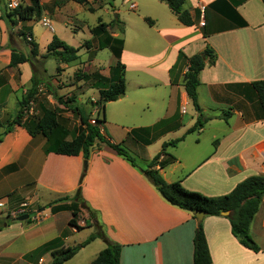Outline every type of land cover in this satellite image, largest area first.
I'll return each instance as SVG.
<instances>
[{"label": "crops", "instance_id": "crops-1", "mask_svg": "<svg viewBox=\"0 0 264 264\" xmlns=\"http://www.w3.org/2000/svg\"><path fill=\"white\" fill-rule=\"evenodd\" d=\"M16 1L32 4V0ZM8 2L0 0V116L11 114L9 107L17 113L19 100L36 70L28 61L9 66L12 49L29 53L30 45L21 31H31L26 38L37 44L34 59L38 61L53 35L65 41L54 25L61 20L71 24V7L76 3L38 0L40 19L48 17L53 26V31L46 28L51 33L45 36L34 30L33 21L40 19L9 21ZM146 3L149 9L137 18L114 14L124 29L117 36L123 39L120 61L125 93L105 102L107 132L100 129L105 138L122 144L135 164L99 141L89 148L86 158L81 152H45L43 136H32L20 125L3 134L6 126H0V200L6 208H19L23 198L30 202L32 194L44 205L32 213L30 222L11 219L4 224L0 229V257L15 258L12 263L23 260L22 264H33L24 257L35 254V264H47L52 249L84 242L95 231V221L108 240L120 245L119 264H192L196 220L188 211L166 202L140 170L149 166L164 142L170 141L168 136L172 140L183 137L165 148L174 161L160 168V156L153 167L166 182L179 180L188 190L219 196L245 178L263 174L264 118L251 86V82L264 80L262 0H241L238 4L234 0H185L192 26L182 25L166 3ZM164 4L169 12L161 6ZM206 44L213 49L215 60L206 61L198 74L197 111L184 90L187 65L178 60V54L189 57ZM192 107L195 111H190ZM225 112H229L226 119L221 117ZM198 118L208 119L186 133ZM78 187L94 220L79 208L76 223L80 228L76 229L68 224L72 217L69 210L51 209L71 205ZM65 196L69 198L60 200ZM5 211L13 216L16 209ZM202 227L212 264H264V196L249 226L259 251L239 242L226 215L206 216ZM54 240L50 249L40 252ZM104 247L101 238H94L62 264H89Z\"/></svg>", "mask_w": 264, "mask_h": 264}, {"label": "trees", "instance_id": "trees-1", "mask_svg": "<svg viewBox=\"0 0 264 264\" xmlns=\"http://www.w3.org/2000/svg\"><path fill=\"white\" fill-rule=\"evenodd\" d=\"M79 4H87L89 0H72ZM110 2V0H106ZM167 4L171 12L176 16L177 20L185 26H192L193 20L187 9L184 8L185 0H160ZM241 0H234L238 4ZM264 3V0H262ZM93 10L92 8H89ZM42 6L38 4V0H32V4H24L19 2L13 9H7L6 18L12 23L18 21L38 20L40 19ZM149 21L148 18H146ZM116 27L117 33H123L122 22L118 16H115L110 23H105L98 20V24L94 26L90 32L93 36L99 39L98 49L108 48L114 58L115 63L110 67L109 76L105 77L94 72L95 85L98 88L99 98L97 100L98 110L101 112V118L96 120L95 124H91L86 117L81 116L82 128L77 134L69 139L57 135L55 133L57 127V117L55 113L39 104V111L36 115L26 116L23 119V112L27 108L30 100L37 93L40 80L36 77L35 72L31 77V85L28 92L19 100V109L13 119L7 122L3 131L7 133L14 125L24 127L32 136L41 135L45 138L46 144L45 152H54L65 155H77L80 152L86 158L89 153V148L95 141L102 142L115 150L119 155H122L132 164L133 158L127 150L120 143L111 142L100 132L99 124L105 122L104 106L105 102L114 101L122 97L125 93V78L124 65L120 61V54L123 48V39L120 36H114L109 31ZM109 27V29H108ZM22 37L30 45L29 53H23L16 49L11 50L9 66H16L23 62H32L34 68L37 70V61L34 59L38 54L37 44L27 36L31 35V31L26 28L21 31ZM85 45L89 46L86 41ZM79 46L74 47L58 38L56 35L46 46V52L42 58H53L61 63H72L79 58ZM178 60L186 62V71L183 75V87L187 97L192 102L195 108H198L196 88L199 84L198 74L204 67L206 61L213 63L215 60V53L213 49L206 44L201 52L195 53L189 57L182 52L178 54ZM83 76L87 77V74ZM252 88L255 90L260 108L264 118V80H257L251 82ZM226 113V114H225ZM222 114V118L226 119L229 112ZM208 118H198L186 133L192 132L203 125ZM3 123L0 121V126ZM132 134H136L132 130ZM183 137V136H182ZM182 137L164 142L162 149L152 158L147 168H141L144 177L156 188L163 199L169 204L188 211L192 219L196 220L195 231L193 235V262L192 264H212L210 253L207 247L202 220L206 216H220L222 212L227 211L226 217L230 222L232 234L239 240V242L246 248L255 252L260 250V245L249 233V226L252 222L253 216L258 210L259 204L264 196V175H252L240 181L227 194L219 196H207L198 191L188 190L184 188L179 180L166 182L159 171L153 167L156 165L160 156L162 159L158 162L160 168L165 167L168 163L174 161V156L165 152L167 146L175 145ZM68 196L60 198V200L68 199ZM71 205H57L52 207V211H59L67 209L71 212L72 217L68 224L76 229L80 226L76 223V216L79 208H84L89 218L94 220L93 211L85 204L80 194V187H78L73 195ZM204 212L202 219L197 220L194 211ZM30 222V216L26 220ZM95 231L82 243L73 246L55 248L51 250V261L47 264H62L70 259L74 254L86 243L94 238H101L105 247L100 250L95 258L89 264H119L120 245L116 242L110 241L105 236L101 226L93 221ZM56 241L49 242L44 245L40 252L50 249Z\"/></svg>", "mask_w": 264, "mask_h": 264}, {"label": "rangeland", "instance_id": "rangeland-1", "mask_svg": "<svg viewBox=\"0 0 264 264\" xmlns=\"http://www.w3.org/2000/svg\"><path fill=\"white\" fill-rule=\"evenodd\" d=\"M89 1L85 5L79 3L72 4L73 22L71 24H67L61 20L58 24L54 25V29H57L59 35L65 39L66 43L74 47L79 46V58L72 63H61L51 57L46 59L40 58L37 61L38 69L35 70V75L41 82L37 88V93L30 100L27 108L23 112V119H25L26 116L36 115L38 113L39 104L52 110L57 117L55 133L67 139L84 128L81 116L86 117L91 124H95L96 120L101 118V112L98 110L96 103L99 98V92L95 85L93 74L97 72L102 76L108 77L110 67L115 63V58L108 48L98 49L99 39L95 36L93 37L90 30L98 24L99 19L106 23L111 21L115 17V13H119L120 18H127L129 16L136 17L145 8L149 9V4L146 3V0H130L128 2L125 0H110V2L106 0ZM131 2L136 3L137 7L135 9L129 8ZM185 5L187 6V1ZM161 6H165L166 11L169 12L165 4ZM33 25L34 30L39 34L46 36L51 33L39 21H33ZM116 29L114 27V29H110L109 31L112 35L117 36ZM86 41L89 42V46L85 45ZM84 74H87V77L83 76ZM128 74L130 76V71ZM29 87L23 96L28 92ZM30 107H32V111H30ZM227 110L225 109V111ZM9 111L11 114L4 113L0 116V121L3 123V126H6L7 122L11 121L16 115V111L12 107H9ZM190 111H195L194 107ZM200 113L204 114L205 112ZM188 115L183 116V120H186ZM98 126L107 132L105 130L107 128L106 124L101 123ZM117 130L120 133L123 132L122 129ZM168 139L172 140V137L168 136ZM152 149H154V146ZM139 164L144 163L140 161ZM29 198L30 202L29 199L23 198V200L29 203L25 211L30 213V220H32V213H35L39 207L41 208L44 205L40 200L37 202L32 194ZM5 209L10 212L15 209L17 210L18 207H4L0 209V229L6 222L16 218L8 215ZM7 238L10 239L11 236ZM35 257V254H30L24 258L26 261H32L35 264ZM14 259L0 257V264H22L23 262V260H19L16 263H12L11 260L13 261Z\"/></svg>", "mask_w": 264, "mask_h": 264}, {"label": "built area", "instance_id": "built-area-1", "mask_svg": "<svg viewBox=\"0 0 264 264\" xmlns=\"http://www.w3.org/2000/svg\"><path fill=\"white\" fill-rule=\"evenodd\" d=\"M126 2L130 1V0H125ZM17 1L16 0H9L8 2V7L13 9L15 6H17ZM129 8L130 9H135L136 8V5L131 2L129 4ZM201 11L203 12V6L200 7ZM39 22L41 23V25L45 28H47L48 30L50 31H53V26H52V23H51V20L48 18V17H42ZM39 87V85H38ZM184 109V108H183ZM30 111H32V107H30ZM263 175H264V172H263ZM5 206V202L3 200H0V209L4 208ZM29 206V203H26V202H23L20 204L19 208L14 211L12 213L13 216H20V215H23V214H28V216H31L30 213H27L25 211L26 208H28Z\"/></svg>", "mask_w": 264, "mask_h": 264}, {"label": "water", "instance_id": "water-1", "mask_svg": "<svg viewBox=\"0 0 264 264\" xmlns=\"http://www.w3.org/2000/svg\"><path fill=\"white\" fill-rule=\"evenodd\" d=\"M199 111H200V110H199ZM85 166H86V162H84V168H85ZM221 214H222V215H227L228 212H227V211H224V212H222ZM194 215L196 216V219H197V220H200V219H202V217L204 216V212L196 210V211H194ZM28 217H29L28 214H23V215L17 216V217L15 218V220H16V221H25V220L28 219Z\"/></svg>", "mask_w": 264, "mask_h": 264}]
</instances>
